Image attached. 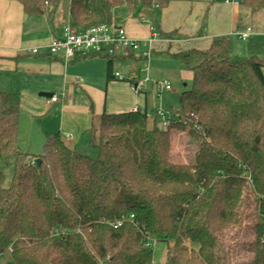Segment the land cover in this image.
<instances>
[{
  "label": "trees",
  "instance_id": "1",
  "mask_svg": "<svg viewBox=\"0 0 264 264\" xmlns=\"http://www.w3.org/2000/svg\"><path fill=\"white\" fill-rule=\"evenodd\" d=\"M17 1L27 14L54 20L64 0ZM172 1L68 0V22L83 31L112 22L123 6H141L151 18L156 5ZM242 4L254 13L264 8V0ZM98 55L110 63L116 56L83 57ZM172 55L194 75L180 98L182 121L163 128L140 109L106 113L95 158L58 132L41 154L23 151L20 99L0 91L6 264H152V240L168 242L169 264H231L230 244L245 222L252 236L247 264H264V58H233L229 36L206 50ZM177 134H185L182 143L190 137L197 144L193 159H173ZM123 218L121 226L112 225Z\"/></svg>",
  "mask_w": 264,
  "mask_h": 264
},
{
  "label": "crops",
  "instance_id": "2",
  "mask_svg": "<svg viewBox=\"0 0 264 264\" xmlns=\"http://www.w3.org/2000/svg\"><path fill=\"white\" fill-rule=\"evenodd\" d=\"M64 2L53 20L49 14H27L17 0H0V91L20 99L19 143H27V152L41 154L35 151L44 150L48 138L58 132L69 146L93 156L97 154L94 140L104 114L131 112L135 107L141 111L155 109L164 100L157 97L154 82L143 80V69L139 73L135 68L137 63L147 62L134 51L118 52L111 63L99 55L68 58L64 51L51 54V40L60 37L69 25V2ZM114 14L116 23L143 42L152 36V27L158 31L147 71L151 78V72L158 73V64H173L183 78L193 79V72L172 53L206 50L223 36L231 38L233 58H264V28L249 21L242 5L223 0H175L164 8L156 5L151 18L142 15L141 6L134 11L119 7ZM248 26L253 30L247 39L235 34ZM168 33L174 35L165 36ZM33 47H38L39 53H32ZM118 72L123 79L116 76ZM132 83L139 86L138 93ZM41 93L56 94L59 101L50 102L52 96ZM35 142H39L36 150Z\"/></svg>",
  "mask_w": 264,
  "mask_h": 264
},
{
  "label": "built area",
  "instance_id": "3",
  "mask_svg": "<svg viewBox=\"0 0 264 264\" xmlns=\"http://www.w3.org/2000/svg\"><path fill=\"white\" fill-rule=\"evenodd\" d=\"M227 4L241 5L243 0H223ZM252 27L248 26L245 30H237L235 34L241 39H247L252 33ZM159 37L158 31L152 27V36L146 41L131 37L124 26L119 25L114 20L109 23L94 25L83 31H76L70 25H66L60 37H53L49 44V52L51 54L58 51H64L68 58H73L79 54H104L117 55L120 51H134L139 57L146 60L147 66L141 72L149 71V63L152 57L151 45L155 39ZM31 52L39 53L38 47H33ZM120 79L124 77L121 73H116ZM144 81H152L155 84L157 97L162 100L163 92L172 90V83L168 79L153 80L148 74L144 77ZM132 89L138 93L139 86L132 83ZM59 96L54 94L50 98V102H58ZM139 109L135 107L132 112H137ZM146 116L151 120H157L161 127L167 128L172 123L182 121L180 116V108L166 109L162 104H159L155 109L145 110ZM185 122V121H184ZM36 158H33L35 163ZM133 216V215H132ZM124 218L113 223L114 227L121 226ZM56 233L60 231L55 230ZM0 256L2 253L0 252Z\"/></svg>",
  "mask_w": 264,
  "mask_h": 264
},
{
  "label": "rangeland",
  "instance_id": "4",
  "mask_svg": "<svg viewBox=\"0 0 264 264\" xmlns=\"http://www.w3.org/2000/svg\"><path fill=\"white\" fill-rule=\"evenodd\" d=\"M64 3H68V0H64ZM242 9L247 15L249 21H253L254 24H257L258 27L264 28V8L258 12H253L252 9L245 5L241 4ZM169 57V56H167ZM170 59V61H176L172 58H167ZM153 62V60H152ZM175 63V62H174ZM178 63V62H176ZM147 64H136L137 71L140 73V70L146 68ZM152 70H154V65L153 63L151 64ZM158 66V73L151 72V75H153L152 79H168L172 83V92L170 93H165L162 96V101H163V106L166 109H177L180 108V97L182 96V93L185 91H189L192 88V81L193 79H187L183 78L180 75V72L173 64H169L166 66H161L160 64ZM151 70V71H152ZM148 74V72H141V75L145 77ZM176 129H174L172 132L176 133ZM183 132V131H182ZM178 133V132H177ZM183 135V136H182ZM184 135L185 134H177L176 139L178 142V146L175 145L173 148V159L177 162H182L186 161L189 159L190 155L192 154V159L194 156V152L197 149V144H194V141L188 137V139L185 140L187 143H182V140H184ZM27 138V137H26ZM25 143V144H24ZM26 142L24 140H20V148L23 151H27L26 149ZM35 150L36 147L39 146V142H35ZM33 150V149H32ZM42 149H39V151H35L36 153H41L43 152L40 151ZM185 151V152H184ZM89 155V154H87ZM91 157H97L96 155H89ZM184 156V158L182 157ZM11 172V170H9ZM9 172V173H10ZM248 223L245 222L242 226V228L238 231L239 234H237V238L234 239L230 247L233 250V256H232V261L231 264H247L249 261V254L246 252V246L248 242L251 240V235L248 233ZM151 247L153 250V263L152 264H169V244L168 242L165 241H157V240H152ZM10 259V255L5 254L3 256H0V264H6L7 261Z\"/></svg>",
  "mask_w": 264,
  "mask_h": 264
},
{
  "label": "water",
  "instance_id": "5",
  "mask_svg": "<svg viewBox=\"0 0 264 264\" xmlns=\"http://www.w3.org/2000/svg\"><path fill=\"white\" fill-rule=\"evenodd\" d=\"M43 96H47V97H50V96H53V93H41Z\"/></svg>",
  "mask_w": 264,
  "mask_h": 264
}]
</instances>
